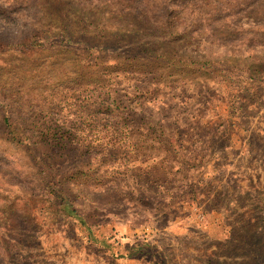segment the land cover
I'll use <instances>...</instances> for the list:
<instances>
[{
    "label": "rangeland",
    "instance_id": "obj_1",
    "mask_svg": "<svg viewBox=\"0 0 264 264\" xmlns=\"http://www.w3.org/2000/svg\"><path fill=\"white\" fill-rule=\"evenodd\" d=\"M263 96L264 0H0V264L153 257L138 136Z\"/></svg>",
    "mask_w": 264,
    "mask_h": 264
},
{
    "label": "crops",
    "instance_id": "obj_2",
    "mask_svg": "<svg viewBox=\"0 0 264 264\" xmlns=\"http://www.w3.org/2000/svg\"><path fill=\"white\" fill-rule=\"evenodd\" d=\"M262 99L242 116L219 106L207 118L155 123L159 132L138 136L150 174L138 190L143 201L128 202L138 212L126 222L141 226L131 245L151 239L142 245L155 252L137 264H170L169 256L189 254L188 242L201 243L197 264H220L221 246L226 264H264Z\"/></svg>",
    "mask_w": 264,
    "mask_h": 264
}]
</instances>
